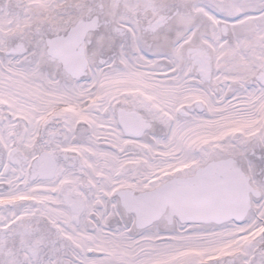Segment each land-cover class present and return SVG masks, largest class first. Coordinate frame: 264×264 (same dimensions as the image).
<instances>
[{"label": "snow or ice", "instance_id": "snow-or-ice-1", "mask_svg": "<svg viewBox=\"0 0 264 264\" xmlns=\"http://www.w3.org/2000/svg\"><path fill=\"white\" fill-rule=\"evenodd\" d=\"M0 264H264V0H0Z\"/></svg>", "mask_w": 264, "mask_h": 264}]
</instances>
